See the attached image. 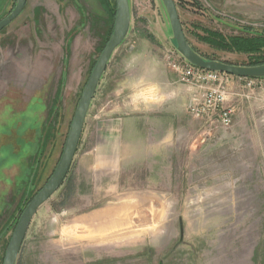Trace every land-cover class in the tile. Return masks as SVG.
Masks as SVG:
<instances>
[{"label":"rangeland","instance_id":"374dc122","mask_svg":"<svg viewBox=\"0 0 264 264\" xmlns=\"http://www.w3.org/2000/svg\"><path fill=\"white\" fill-rule=\"evenodd\" d=\"M68 177L28 228L17 264H264V80L233 77L230 127L187 112L161 0H129ZM201 54L264 33V0H174ZM17 0H0V21ZM0 33V264L55 171L87 80L113 34V0H28Z\"/></svg>","mask_w":264,"mask_h":264},{"label":"water","instance_id":"95a60500","mask_svg":"<svg viewBox=\"0 0 264 264\" xmlns=\"http://www.w3.org/2000/svg\"><path fill=\"white\" fill-rule=\"evenodd\" d=\"M28 0H17L15 8L12 12L0 21V33L12 24L26 8ZM164 11L169 19L171 28L170 42L175 48V51L191 66L207 72H216L217 74H226L240 79L264 80V65L260 66H239L233 65L218 60H209L193 50L192 45L188 41L183 25L181 24L180 16L174 0H161ZM117 14L113 34L111 35L107 45L105 46L100 57L87 80V84L83 90L82 96L76 107V112L67 134V140L63 154L58 165L51 174V177L44 185L39 193L30 201L28 206L20 215V220L14 228L12 238L9 242L4 263L17 264L18 255L21 252L24 241L30 228L32 221L39 210L51 200V198L60 190L68 177V173L74 163L76 154L82 140L86 120L88 118L92 103L99 90L100 84L107 71L114 52H116L126 41L131 30V8L129 0H116Z\"/></svg>","mask_w":264,"mask_h":264},{"label":"built area","instance_id":"2783aa9c","mask_svg":"<svg viewBox=\"0 0 264 264\" xmlns=\"http://www.w3.org/2000/svg\"><path fill=\"white\" fill-rule=\"evenodd\" d=\"M175 71L181 76L184 84L196 92L188 103L187 112L194 119H208L223 127H230L233 121L234 109L225 107L227 86L233 76L197 69L183 58L171 62ZM253 87L261 83L259 80L240 79Z\"/></svg>","mask_w":264,"mask_h":264},{"label":"trees","instance_id":"16d2710c","mask_svg":"<svg viewBox=\"0 0 264 264\" xmlns=\"http://www.w3.org/2000/svg\"><path fill=\"white\" fill-rule=\"evenodd\" d=\"M113 2H114V9L111 10L112 11L111 13L113 14V18L115 19L116 14H117V5H116V0H113ZM212 38L214 41H209V42L211 44H214V42H216V44L220 48L223 47L224 45V46H227L229 49L234 48L236 51H239V52H244V53L254 54V55L258 54V56L253 60L254 62H251L247 66L264 65V33H262L261 35H253V37L251 38L231 37L230 39H227V40H225L224 37L219 36L218 34H213ZM216 44L214 45L217 47ZM193 50H195L194 47H193ZM195 51L206 59L217 60L215 58L201 54L198 50H195Z\"/></svg>","mask_w":264,"mask_h":264},{"label":"crops","instance_id":"0c3cea01","mask_svg":"<svg viewBox=\"0 0 264 264\" xmlns=\"http://www.w3.org/2000/svg\"><path fill=\"white\" fill-rule=\"evenodd\" d=\"M49 1V0H48ZM241 81V80H240ZM91 107V106H90ZM89 116V115H88Z\"/></svg>","mask_w":264,"mask_h":264}]
</instances>
